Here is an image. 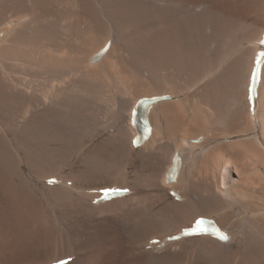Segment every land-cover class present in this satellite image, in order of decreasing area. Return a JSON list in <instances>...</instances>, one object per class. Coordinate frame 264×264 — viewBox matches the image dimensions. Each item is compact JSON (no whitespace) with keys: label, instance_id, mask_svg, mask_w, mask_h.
<instances>
[{"label":"bare ground","instance_id":"1","mask_svg":"<svg viewBox=\"0 0 264 264\" xmlns=\"http://www.w3.org/2000/svg\"><path fill=\"white\" fill-rule=\"evenodd\" d=\"M263 35L264 0H0V195L66 249L30 264H264ZM199 217L229 240H168Z\"/></svg>","mask_w":264,"mask_h":264},{"label":"rangeland","instance_id":"2","mask_svg":"<svg viewBox=\"0 0 264 264\" xmlns=\"http://www.w3.org/2000/svg\"><path fill=\"white\" fill-rule=\"evenodd\" d=\"M75 63L77 64L78 60H76ZM126 77H128V75ZM232 177L236 179L237 174L233 172ZM10 195L11 193H7L3 198L2 195H0V263H36L51 257V255H56L57 252L60 254L63 250L65 251L66 249L63 248L61 243L56 242L57 240L55 241L54 238H50L51 240L47 239L43 245L34 248V245L38 243L37 239H23L22 236L16 232V227L22 222V218L21 212L17 210V206L11 204L10 200L12 198L8 199Z\"/></svg>","mask_w":264,"mask_h":264},{"label":"snow or ice","instance_id":"3","mask_svg":"<svg viewBox=\"0 0 264 264\" xmlns=\"http://www.w3.org/2000/svg\"><path fill=\"white\" fill-rule=\"evenodd\" d=\"M262 43H264V42H262ZM198 223H203V221H200V222H198ZM228 237L226 236V235H223V234H221V239H227ZM64 264H66V262H64Z\"/></svg>","mask_w":264,"mask_h":264}]
</instances>
